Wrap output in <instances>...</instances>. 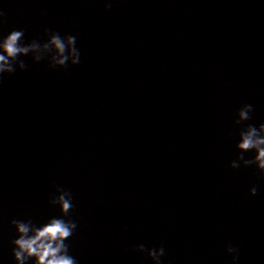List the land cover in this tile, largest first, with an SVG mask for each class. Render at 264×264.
Masks as SVG:
<instances>
[{
  "label": "water",
  "instance_id": "obj_1",
  "mask_svg": "<svg viewBox=\"0 0 264 264\" xmlns=\"http://www.w3.org/2000/svg\"><path fill=\"white\" fill-rule=\"evenodd\" d=\"M105 2L0 0V35L48 28L81 54L21 56L0 82V264H16L12 219L60 216L56 185L78 264H153L141 243L164 247L161 264H233L228 244L264 264V178L230 167L241 128L264 123V0Z\"/></svg>",
  "mask_w": 264,
  "mask_h": 264
},
{
  "label": "clouds",
  "instance_id": "obj_2",
  "mask_svg": "<svg viewBox=\"0 0 264 264\" xmlns=\"http://www.w3.org/2000/svg\"><path fill=\"white\" fill-rule=\"evenodd\" d=\"M106 8H111V0H106ZM0 11V17H3ZM3 21L0 20V23ZM47 40L41 42L33 39L25 43L24 30H11L6 36L0 35V82L4 74H14L19 68L25 70L28 65L21 56L31 55L33 62L48 61L50 68L67 67L80 63V51L76 47L74 35H60L58 32L44 29ZM253 106L244 104L237 110L235 124H242L251 119ZM236 158L230 161V167L237 169L255 166L259 175L264 178V123L255 126L247 124L239 131V141ZM254 152L251 158H245L244 153ZM249 193L255 195L257 188L252 186ZM49 204L59 206L60 216L49 217L46 222L36 224L31 218L10 221L17 232V237L11 241L12 255L16 264H78L74 256L69 253V245L65 242L77 228V224L70 218L74 208L73 198L70 191L56 185L55 193L49 198ZM135 251L146 252L153 264H161V257L165 254L163 246L158 248H146L144 244L134 246ZM226 252L232 256L233 264L239 259V249L232 244L226 246Z\"/></svg>",
  "mask_w": 264,
  "mask_h": 264
}]
</instances>
